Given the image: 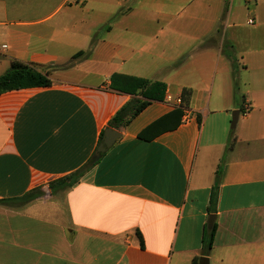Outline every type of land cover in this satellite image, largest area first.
I'll return each instance as SVG.
<instances>
[{
  "label": "crops",
  "instance_id": "0c3cea01",
  "mask_svg": "<svg viewBox=\"0 0 264 264\" xmlns=\"http://www.w3.org/2000/svg\"><path fill=\"white\" fill-rule=\"evenodd\" d=\"M80 51L52 86L0 95V200L50 191L0 205V264H264V0H0V76ZM127 78L181 101L190 89L181 124L144 134L179 107L153 102L79 183L52 190L140 99L115 86Z\"/></svg>",
  "mask_w": 264,
  "mask_h": 264
},
{
  "label": "trees",
  "instance_id": "16d2710c",
  "mask_svg": "<svg viewBox=\"0 0 264 264\" xmlns=\"http://www.w3.org/2000/svg\"><path fill=\"white\" fill-rule=\"evenodd\" d=\"M91 51V50H90ZM89 52V51H88ZM88 52H78L67 65L61 67H43L34 63H26L20 60H12L10 68L0 76V95L12 90L38 88V87H50L53 84L50 74L53 70L59 68H69L74 65L75 60L81 56L87 55ZM118 89L126 94L132 96H139L140 99L134 98L128 102L122 109H120L116 115L111 119L109 126L117 131L121 128L128 126L131 121L136 118L143 110L150 106L153 102H164L166 100L167 85L160 81L150 82L141 78H127L123 86H117ZM192 91L190 89H184L182 91V104L175 108L172 112L161 117L150 125L144 134L151 132L152 139L167 131H172L178 128L181 124V119L184 114V108L187 106V102L190 99ZM241 114L246 113L244 107L240 108ZM199 122L201 121L198 118ZM103 136V135H102ZM141 136V135H140ZM143 136V133H142ZM99 161V160H98ZM98 161L95 160L94 155L84 164L80 169L72 174H69L63 178L58 179L55 182L50 183V188L54 190L57 186L61 190L72 188L74 185L80 182L81 178L93 167ZM220 169L216 174V179L219 177ZM217 182V180H216ZM42 195L41 189L34 190L26 194L19 199H5L0 200V205L9 206L13 202L21 201L28 203L35 198ZM216 223L210 231V235L205 238V249L210 250L213 246V237L216 231ZM140 239V245L143 247V241L141 235L138 233ZM206 261L203 257H196L191 264H200V262Z\"/></svg>",
  "mask_w": 264,
  "mask_h": 264
},
{
  "label": "water",
  "instance_id": "95a60500",
  "mask_svg": "<svg viewBox=\"0 0 264 264\" xmlns=\"http://www.w3.org/2000/svg\"><path fill=\"white\" fill-rule=\"evenodd\" d=\"M239 114L240 112L238 110L234 111L233 113V118L231 121V129H235L238 123V119H239ZM122 137V133L120 131H117L111 127H108L105 129L103 136L100 140V143L96 149V152L94 154L95 160L98 161L100 160V158L106 154L112 147L113 145L116 143V141H118L120 138ZM42 195L44 196H50V191L48 189V187H43L41 189ZM214 221H215V216L211 215L209 222H208V229L211 230L213 228L214 225Z\"/></svg>",
  "mask_w": 264,
  "mask_h": 264
},
{
  "label": "built area",
  "instance_id": "2783aa9c",
  "mask_svg": "<svg viewBox=\"0 0 264 264\" xmlns=\"http://www.w3.org/2000/svg\"><path fill=\"white\" fill-rule=\"evenodd\" d=\"M253 23H254L253 20L248 21L249 25H252ZM166 101L169 103L175 104V106H180L182 104V101L180 98L174 99L171 95L166 96Z\"/></svg>",
  "mask_w": 264,
  "mask_h": 264
},
{
  "label": "rangeland",
  "instance_id": "374dc122",
  "mask_svg": "<svg viewBox=\"0 0 264 264\" xmlns=\"http://www.w3.org/2000/svg\"><path fill=\"white\" fill-rule=\"evenodd\" d=\"M236 65H237V64H236ZM236 65H235V67H236ZM234 111H236V110H234ZM234 111H232L231 116H230V122H229V124H228V127H229V128H231V121H232V118H233V113H234ZM242 115H243V114H242ZM237 124H238V123H237ZM238 130H239V126H238V127L236 126V128L232 130V133L235 134ZM208 231H209V229H208V225H207L206 232H208Z\"/></svg>",
  "mask_w": 264,
  "mask_h": 264
}]
</instances>
